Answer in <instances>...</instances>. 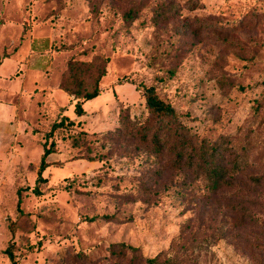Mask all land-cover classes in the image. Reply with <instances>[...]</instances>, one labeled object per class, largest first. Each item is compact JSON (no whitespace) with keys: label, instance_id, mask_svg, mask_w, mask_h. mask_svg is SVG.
<instances>
[{"label":"rangeland","instance_id":"374dc122","mask_svg":"<svg viewBox=\"0 0 264 264\" xmlns=\"http://www.w3.org/2000/svg\"><path fill=\"white\" fill-rule=\"evenodd\" d=\"M5 41L2 110L19 134L5 142L0 250L14 240L20 264H110V245L125 242L152 258L174 244L182 253L178 239L192 221L190 242L219 229L228 236L194 245L191 264H264L263 189L247 195L253 219L240 222L173 189L149 205L136 194L151 160L139 143L109 134L122 106L133 120L149 117L142 91L154 85L192 133L245 143L250 170L264 172V0H0ZM103 68L101 94L77 116L62 83L89 87ZM63 116L74 129L48 140ZM47 140L56 146L47 160L57 164L35 194ZM0 264L11 261L0 253Z\"/></svg>","mask_w":264,"mask_h":264},{"label":"trees","instance_id":"16d2710c","mask_svg":"<svg viewBox=\"0 0 264 264\" xmlns=\"http://www.w3.org/2000/svg\"><path fill=\"white\" fill-rule=\"evenodd\" d=\"M191 10L197 8V4L190 6ZM126 21H132L133 15L126 14ZM75 64H70V69ZM106 70L95 79L91 86H69L62 83L61 89L74 97L77 101L75 113L82 116L86 113L83 102L98 97L101 92L100 80L105 76ZM82 85V83H80ZM142 97L145 100L149 117L145 120H133L129 113V107H121L119 114V126L110 136L124 135L127 139L139 143L140 148L147 154L152 165L145 178L137 189V200H142L149 205L153 204L155 195L175 190L182 198L193 196L192 200L202 203L203 207L210 204L213 211L226 214L227 218H235L236 221L253 219L252 202L247 200V195L253 190H264V172L250 170L249 147L244 143L241 147L237 143L223 138L212 141L192 133L178 114L174 106L165 101L159 95L154 85L144 86ZM67 126L74 129V120L63 116L60 121L51 124L48 140ZM86 135L80 130L77 134ZM44 143V153L41 157L38 178L33 188L35 194H40V183L46 182L43 176L45 170L56 165V162L48 161V157L56 151L54 142ZM242 149V151H241ZM174 178H179L177 181ZM170 179L172 181H170ZM163 182L159 183L160 181ZM134 194H126L130 197ZM133 197V196H132ZM20 199L18 210H21ZM210 209V208H209ZM192 221L183 229L178 242H183V252H176L178 245L174 244L168 251L148 258L141 253L140 248L125 242L113 243L109 247L110 264H191L192 247L197 245L200 250L218 239L227 238L228 234L219 229L212 234L202 236L201 242H190L187 235L192 232ZM12 236L15 228H10ZM13 239V237H12ZM17 244L11 240L4 253L11 264H20L15 250Z\"/></svg>","mask_w":264,"mask_h":264},{"label":"crops","instance_id":"0c3cea01","mask_svg":"<svg viewBox=\"0 0 264 264\" xmlns=\"http://www.w3.org/2000/svg\"><path fill=\"white\" fill-rule=\"evenodd\" d=\"M9 41V40H8ZM6 42H0V49L2 51L6 50ZM1 50H0V53H1ZM7 51V50H6ZM34 55V52L31 51V54H30V58H32ZM0 57H1V54H0ZM29 66L31 67H34V63L33 61H30V64ZM2 67V63L0 61V68ZM29 74L32 72H36L37 69H29ZM24 90V88H22V91ZM6 88L3 87V86H0V153H1V141L4 143L3 144V147H5V142H6V139H7V136L10 135V136H18L19 132H18V128H19V125L15 122H12V120L8 119V117H6V114H5V110H2V108L5 107L6 105ZM21 93V92H20ZM21 95V94H20ZM68 117V116H67ZM6 147L4 148V156L3 158H1V155H0V173L5 171L6 170V166H7V151H5ZM7 150V149H6ZM3 164V169H1V165ZM5 249L3 250H0V253H2L4 256H6V254L4 253ZM5 259V258H4Z\"/></svg>","mask_w":264,"mask_h":264}]
</instances>
